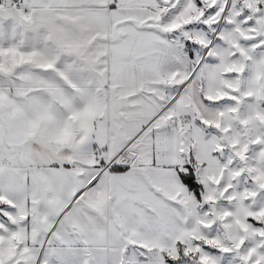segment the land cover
Returning a JSON list of instances; mask_svg holds the SVG:
<instances>
[{
    "label": "snow or ice",
    "instance_id": "obj_1",
    "mask_svg": "<svg viewBox=\"0 0 264 264\" xmlns=\"http://www.w3.org/2000/svg\"><path fill=\"white\" fill-rule=\"evenodd\" d=\"M0 264H264V0H0Z\"/></svg>",
    "mask_w": 264,
    "mask_h": 264
}]
</instances>
